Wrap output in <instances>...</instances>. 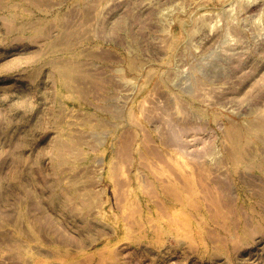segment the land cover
Segmentation results:
<instances>
[{
    "label": "rangeland",
    "instance_id": "374dc122",
    "mask_svg": "<svg viewBox=\"0 0 264 264\" xmlns=\"http://www.w3.org/2000/svg\"><path fill=\"white\" fill-rule=\"evenodd\" d=\"M0 264H264V0H0Z\"/></svg>",
    "mask_w": 264,
    "mask_h": 264
}]
</instances>
